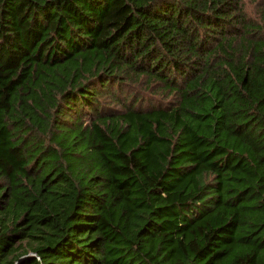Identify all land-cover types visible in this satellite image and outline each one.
Segmentation results:
<instances>
[{"label":"trees","instance_id":"trees-1","mask_svg":"<svg viewBox=\"0 0 264 264\" xmlns=\"http://www.w3.org/2000/svg\"><path fill=\"white\" fill-rule=\"evenodd\" d=\"M243 5L0 0V264H264Z\"/></svg>","mask_w":264,"mask_h":264},{"label":"rangeland","instance_id":"rangeland-1","mask_svg":"<svg viewBox=\"0 0 264 264\" xmlns=\"http://www.w3.org/2000/svg\"><path fill=\"white\" fill-rule=\"evenodd\" d=\"M243 6L245 7L247 20L250 23L259 25L263 29L262 33L264 35V0H244ZM132 90L137 92L138 99L143 97L145 103L149 102L150 104L158 105L162 101L165 103L168 101L167 98L145 88H132Z\"/></svg>","mask_w":264,"mask_h":264},{"label":"water","instance_id":"water-1","mask_svg":"<svg viewBox=\"0 0 264 264\" xmlns=\"http://www.w3.org/2000/svg\"><path fill=\"white\" fill-rule=\"evenodd\" d=\"M18 264V263H17Z\"/></svg>","mask_w":264,"mask_h":264}]
</instances>
